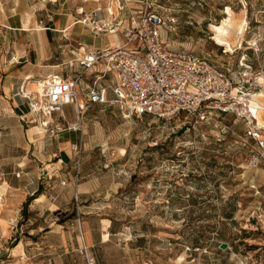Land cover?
Here are the masks:
<instances>
[{"label": "rangeland", "instance_id": "1", "mask_svg": "<svg viewBox=\"0 0 264 264\" xmlns=\"http://www.w3.org/2000/svg\"><path fill=\"white\" fill-rule=\"evenodd\" d=\"M97 4L0 0V35L7 28L3 23L55 27L59 21L81 19ZM154 6L176 18L173 28L164 32L173 48L205 55L228 73H247L249 84L260 76V92L252 100L263 108L258 120L264 139V0H155ZM225 18L228 25L238 26L229 38L231 50L215 39L214 25H222ZM73 107L65 109L72 122L78 119ZM82 118L83 151L73 152L74 160L68 163L60 160V148L66 141H80L81 133H45L37 124L41 132L29 130L34 143L27 151L17 118L9 116L2 124L0 264H27L14 249L23 218L16 209V191L10 193L8 185L37 188L41 181L60 183L64 175L68 183L72 178L67 173L78 168L85 176L81 182L100 180L93 197L101 202L103 217L113 221L112 234L99 252L103 263L264 264V146L249 135L243 120L216 112L170 134L151 117H127L113 105H92ZM18 157L29 166L14 163ZM53 167L59 175L47 174ZM223 242L227 248L221 247Z\"/></svg>", "mask_w": 264, "mask_h": 264}, {"label": "built area", "instance_id": "2", "mask_svg": "<svg viewBox=\"0 0 264 264\" xmlns=\"http://www.w3.org/2000/svg\"><path fill=\"white\" fill-rule=\"evenodd\" d=\"M118 1L119 15L106 19L100 9H95L84 11L79 21L97 36L122 30V44L95 50L80 46L82 56L74 76L32 77L29 80L36 85L35 90L20 87L21 96L28 100L30 112L45 132L81 133L80 141L71 145V150L81 155L82 117L88 105L101 104L117 106L127 117L149 116L170 134L194 118L207 120L216 112L233 113L244 121L249 135L264 146L257 110L251 105L252 97L260 92V76L249 84L247 73H228L205 55L173 48L164 32L173 28L176 18L159 11L155 0ZM135 3L139 7H131ZM123 18H128L127 24ZM92 74L93 83L82 92L80 85ZM66 105H74L76 121L64 120ZM84 177L78 168L75 183ZM67 184L66 179L60 181V185ZM83 251L88 254V247ZM19 257L24 261L27 255ZM87 257L89 264H95L94 258Z\"/></svg>", "mask_w": 264, "mask_h": 264}, {"label": "crops", "instance_id": "3", "mask_svg": "<svg viewBox=\"0 0 264 264\" xmlns=\"http://www.w3.org/2000/svg\"><path fill=\"white\" fill-rule=\"evenodd\" d=\"M131 7H139V4H132ZM95 8L100 9L106 19L121 12L118 0H98ZM122 12L125 17L128 16V12ZM123 19L127 24L128 18ZM3 25L7 28L2 29L4 34L0 35V125L2 127V124H6L9 116H15L17 128H22L26 140V145L22 147L30 150L34 139L30 138L29 130L39 126L37 124L41 125V122L30 112L29 102L21 96L20 87L24 85L28 90H35V84L29 80L32 77L52 74L74 76L79 67L78 59L82 56L78 50L80 46L90 50L116 46L124 42L125 36L122 30L102 36L94 35L79 18L73 21L69 19L67 23L59 21L55 27H43L39 23L37 26H25L24 22ZM93 79L92 74L80 85L82 92L91 86ZM70 107L65 106L64 115L65 109ZM64 120L72 122L66 116ZM24 123L36 125L26 128ZM72 144L73 141H66L60 148L62 162H73ZM53 155L58 153L54 152ZM14 163L19 167L28 165L27 161L20 162V157ZM46 170L48 175H59L54 171L55 167ZM67 174L72 179L61 189H58L61 185L57 179L41 181L37 188L32 185H8L10 193L16 191V209L23 218L15 248L27 255V264H89L87 255L94 258L95 264H105V258L99 252L105 248L112 234L113 221L103 217L104 213L98 206L101 202L93 197L98 193L101 182L89 178L77 185L74 181L75 173L71 174L70 171ZM63 177L68 180L66 175ZM30 188L36 192L31 193ZM58 213H63L62 219L56 215ZM105 220L108 222L104 223ZM84 246L88 247V254L83 251Z\"/></svg>", "mask_w": 264, "mask_h": 264}, {"label": "bare ground", "instance_id": "4", "mask_svg": "<svg viewBox=\"0 0 264 264\" xmlns=\"http://www.w3.org/2000/svg\"><path fill=\"white\" fill-rule=\"evenodd\" d=\"M228 14H230V18L229 20H231V10H228L227 11ZM238 29V26L235 24H227V19L225 18L224 22L222 25H214V30H215V39L222 45H225L228 47L229 50L232 49L233 45H232V42L231 40L229 39L234 33L236 34V31ZM260 95H264V91L260 93ZM258 102L257 101H254L252 100V107L254 108V110H257V115L259 114V111H260V115H261V111H262V105L260 103V109L258 107ZM258 118H260V116L258 115ZM263 122H261L260 120V124H262ZM33 129L35 130H41V127L40 126H35L33 127ZM41 132V131H40ZM21 247V246H20ZM15 250H19L17 248H15Z\"/></svg>", "mask_w": 264, "mask_h": 264}, {"label": "water", "instance_id": "5", "mask_svg": "<svg viewBox=\"0 0 264 264\" xmlns=\"http://www.w3.org/2000/svg\"><path fill=\"white\" fill-rule=\"evenodd\" d=\"M227 246H228V244H227L226 242H223V243L221 244V247H222V248H227Z\"/></svg>", "mask_w": 264, "mask_h": 264}, {"label": "trees", "instance_id": "6", "mask_svg": "<svg viewBox=\"0 0 264 264\" xmlns=\"http://www.w3.org/2000/svg\"><path fill=\"white\" fill-rule=\"evenodd\" d=\"M25 209V208H24Z\"/></svg>", "mask_w": 264, "mask_h": 264}]
</instances>
